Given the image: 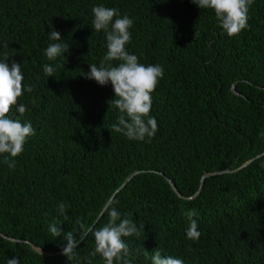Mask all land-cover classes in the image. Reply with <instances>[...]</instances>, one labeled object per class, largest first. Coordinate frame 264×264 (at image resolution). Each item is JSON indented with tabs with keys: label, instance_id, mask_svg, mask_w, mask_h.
<instances>
[{
	"label": "trees",
	"instance_id": "16d2710c",
	"mask_svg": "<svg viewBox=\"0 0 264 264\" xmlns=\"http://www.w3.org/2000/svg\"><path fill=\"white\" fill-rule=\"evenodd\" d=\"M99 5L132 18L126 50L164 69L151 93L152 138L114 132L121 113L111 83L84 76L107 54L106 34L92 26ZM248 15L249 27L229 37L213 10L192 0H0V62L20 63L24 76L8 115L36 130L17 157L0 154V264L13 257L20 264H105L91 255L92 232L109 217L104 212L95 222L134 173L112 200L122 218L145 225L139 237L122 238L133 264H151L158 248L183 264H264V0H254ZM52 30L69 44L65 58L45 55L57 42ZM20 104L28 109L23 115ZM191 209L198 240L186 236ZM53 220L83 239L71 261L62 237L48 231Z\"/></svg>",
	"mask_w": 264,
	"mask_h": 264
},
{
	"label": "clouds",
	"instance_id": "9594fccd",
	"mask_svg": "<svg viewBox=\"0 0 264 264\" xmlns=\"http://www.w3.org/2000/svg\"><path fill=\"white\" fill-rule=\"evenodd\" d=\"M192 3L199 9H212L219 21V27L229 37H233L249 27L248 13L254 0H192ZM92 14L94 16L92 26L95 31L103 30L106 34L107 54L99 66L94 63L89 64L90 71L84 73V76L102 87L111 83L115 93V99L111 103L121 113L117 121L111 125L114 132L122 133L130 140L143 141L146 137L152 138L158 130V123L149 115L152 107L151 93L157 87L158 81L163 78L164 69L159 64H141L136 55L126 50V45L130 43L132 36L129 30L134 23L127 14L121 16L119 9L103 5L93 7ZM49 39L57 41L49 44L45 49V55L49 60L62 56L65 58V53L69 54V44L61 38L58 31H50ZM8 59L6 57L5 61L0 62V154H9L10 157L15 158L23 152L27 139L34 136L36 130L30 121L22 122L19 117L8 115L24 92L21 64L13 61L9 67ZM111 61H119V63L113 66ZM43 71L45 75L51 77L55 68L45 64ZM27 91H32L30 85L27 86ZM27 110L24 104L16 108L21 115ZM9 156H5L4 162L10 169L15 168V160L9 159ZM112 203L108 201L103 206V211L109 217L108 223L92 232L95 238V250L91 255L100 254L105 264H114V260L116 264L121 262L133 264L129 247L122 238L139 237L145 225L138 227L130 218V214H125L122 218L121 213L112 206ZM66 207L63 202L58 205V210L65 219H67ZM187 216L189 226L186 229V236L190 240H198L201 233L198 231L197 220L193 219L198 216V212L191 209ZM77 223H80L81 228L84 227L80 221ZM62 224L59 220H53L48 225V231L54 237H62L61 252L68 261H71L77 257L78 245L83 239L74 235L73 231L64 233ZM145 255H148L147 251ZM7 264H20V261L13 257L7 261ZM88 264H91L90 260ZM151 264H183V261L173 256H163L158 248L151 253Z\"/></svg>",
	"mask_w": 264,
	"mask_h": 264
},
{
	"label": "water",
	"instance_id": "95a60500",
	"mask_svg": "<svg viewBox=\"0 0 264 264\" xmlns=\"http://www.w3.org/2000/svg\"><path fill=\"white\" fill-rule=\"evenodd\" d=\"M233 92H234V94H236L237 95V93L234 91V89H233ZM264 155V153L263 154H261L259 157H262ZM258 157V158H259ZM253 160H251V161H249L248 163H246L245 165H243L242 166V168L243 167H245V166H247V165H249L251 162H252ZM223 173H230L229 171H225V172H222V173H217V174H214V175H221V174H223ZM138 173H134L133 175H131L117 190H116V192L112 195V197L110 198V200L109 201H112L114 198H115V196L121 191V190H123L124 188H125V186L127 185V183L134 177V176H136ZM211 175H205V176H203L202 177V179H201V181H200V184H201V186H202V184H203V182H204V180L206 179V178H208V177H210ZM166 181L168 182V184L170 185V187H171V189L174 191V193L176 194V195H178L179 197H181L180 195H179V193H178V191H177V189H176V187H175V185L169 180V179H167L166 178ZM201 186H200V188H201ZM103 213H104V211L102 210V212L100 213V215L98 216V218H97V220H96V222H95V224L97 223V221L99 220V218L103 215ZM92 229V227L89 229V231ZM11 241H14V242H17V241H15V240H11ZM23 243H27V242H23Z\"/></svg>",
	"mask_w": 264,
	"mask_h": 264
}]
</instances>
